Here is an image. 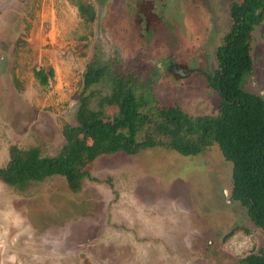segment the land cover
<instances>
[{"label": "rangeland", "instance_id": "1", "mask_svg": "<svg viewBox=\"0 0 264 264\" xmlns=\"http://www.w3.org/2000/svg\"><path fill=\"white\" fill-rule=\"evenodd\" d=\"M78 1L93 6V22L80 17ZM163 1L183 46L162 33L155 44L130 39L133 0H0V167L11 145L59 152L93 58L147 81L138 92L162 104L216 114L220 99L202 72L216 67L239 0ZM250 54L243 87L264 96L262 25ZM171 63L198 71L176 77ZM48 66L53 75L41 84L33 69ZM90 175L102 181L84 179L78 192L60 175L22 190L0 182V264H239L262 246L263 231L230 197L231 163L214 143L188 156L162 147L103 154Z\"/></svg>", "mask_w": 264, "mask_h": 264}, {"label": "trees", "instance_id": "2", "mask_svg": "<svg viewBox=\"0 0 264 264\" xmlns=\"http://www.w3.org/2000/svg\"><path fill=\"white\" fill-rule=\"evenodd\" d=\"M76 6L83 21H94L90 3L78 1ZM229 20L214 52L216 67L208 72V84L220 99L216 114L192 115L176 103L162 104L151 92H138L147 81L93 58L82 74L73 122L62 131L59 152L43 155L37 147L9 146L0 182L22 190L60 175L71 192H78L84 179L102 181L90 175L100 155L162 147L188 156L214 143L231 163V199L264 233V96L243 87L253 66L252 32L262 25L264 35V0L232 2ZM33 74L46 84L53 69L40 67ZM239 264H264V237L259 250L243 256Z\"/></svg>", "mask_w": 264, "mask_h": 264}, {"label": "flooded vegetation", "instance_id": "3", "mask_svg": "<svg viewBox=\"0 0 264 264\" xmlns=\"http://www.w3.org/2000/svg\"><path fill=\"white\" fill-rule=\"evenodd\" d=\"M163 2V0H133L132 3H129V7L131 8L132 6V9H129L133 10V14L129 13L132 16L131 20L133 22L128 33L130 39L134 38L136 41L139 33L143 34L146 41L144 43L152 41L155 44L157 39L156 36L162 33V36L166 37L165 41L167 44L179 47L185 45V40L181 36V30H178L177 27H174L172 24L174 20L166 18L165 15H163L165 12L162 8ZM115 19L117 21L118 16H116ZM116 24L119 25L120 22H116ZM170 71L176 77H186L198 70H189L182 64L173 63L170 65ZM202 73L206 78L208 87H210L208 84V72L203 71Z\"/></svg>", "mask_w": 264, "mask_h": 264}]
</instances>
